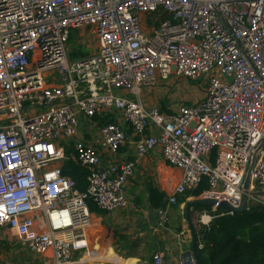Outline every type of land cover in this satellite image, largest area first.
<instances>
[{"label": "built area", "instance_id": "2783aa9c", "mask_svg": "<svg viewBox=\"0 0 264 264\" xmlns=\"http://www.w3.org/2000/svg\"><path fill=\"white\" fill-rule=\"evenodd\" d=\"M84 29L97 50L72 60L70 40ZM173 77L204 78V98L168 113L143 102L144 87ZM113 115L138 136L135 159L119 165L113 155L126 132L100 120ZM263 142L264 0H0V228L39 264L97 256L90 202L102 211L127 206V181L155 147L182 170L158 211L163 226L168 207L205 180L203 199L239 208ZM72 143L89 171L84 192L59 165ZM249 204L264 205V146ZM217 212L233 215L213 207L199 224ZM150 264H165L163 252ZM181 264L197 261L189 254Z\"/></svg>", "mask_w": 264, "mask_h": 264}, {"label": "crops", "instance_id": "0c3cea01", "mask_svg": "<svg viewBox=\"0 0 264 264\" xmlns=\"http://www.w3.org/2000/svg\"><path fill=\"white\" fill-rule=\"evenodd\" d=\"M150 27L151 22H145L147 32H150ZM192 82L193 80L184 77H173L167 82L160 83L154 87H144L143 89L149 88V91L155 88L158 93H161L160 89L163 86L177 85L181 88L178 91L179 95H182L188 101L180 105H192L205 96V90L195 88L191 84ZM141 99L148 106L156 107L158 105L157 108L163 113L172 112L176 107L170 106L166 97L164 101L160 99L162 103L157 100L153 101L148 94L147 96L145 95L144 99L142 97ZM113 119L122 125L128 138V141L121 147L118 154L113 155L114 164L119 165L135 159V141L138 136L122 117L113 115ZM71 148H74L73 143L67 151V158L59 162L62 167L75 151L74 149L73 152L69 153ZM181 179L182 170L170 165L164 159L162 149L159 146L150 150L141 158L136 164L135 174L127 181L125 187V194L128 200L127 206L113 211H102L100 209V211H92V224L89 230L104 228L109 232L108 237L113 236V238L109 239L104 245L95 243V247L90 246L97 256L88 260L86 264H150L157 251L163 252L165 264H181L183 257L189 254H193L195 257L191 225L186 218V206L193 203L189 208V214L191 219H193L192 223L197 233L203 225H200L199 222V225H196L195 219L199 218L204 212L210 213L207 210L194 208L196 204L194 202L203 200V198L192 194L195 189L187 191L185 195L179 197L178 204L168 207L163 226L160 225L161 218L158 214L159 209L167 208V199L174 193ZM151 189H158L165 194V204L159 209L151 205L149 191ZM251 205L253 204L248 205L247 210H249ZM152 211L155 214H152ZM152 215H154L153 219H151ZM17 241L18 238L13 231L7 228H0V248L4 247L5 249L2 251L9 255L10 258L12 256L15 257V253L24 249ZM198 244L200 248L203 247L201 242L198 241ZM17 245L20 249H17V247L10 249V247ZM25 249L28 248L25 247ZM1 252L0 264H16L3 259L4 255ZM36 262L34 261V263Z\"/></svg>", "mask_w": 264, "mask_h": 264}, {"label": "trees", "instance_id": "16d2710c", "mask_svg": "<svg viewBox=\"0 0 264 264\" xmlns=\"http://www.w3.org/2000/svg\"><path fill=\"white\" fill-rule=\"evenodd\" d=\"M72 40V38H71ZM88 53L75 50L70 51L72 60L88 57ZM102 123H113L110 117L101 119ZM71 148L69 153L73 152ZM75 152V151H74ZM69 157L62 167L63 174L75 182L76 188L84 192L87 188L88 169L81 165L77 159V152ZM209 189V183L205 180L197 189L192 191L193 195L201 196ZM150 202L157 209L165 203V194L158 189H151ZM92 211H100L94 202H90ZM194 208L212 211L209 204L196 203ZM220 211V210H219ZM190 212V211H189ZM208 226H202L197 231L198 254L200 264H264V205L253 204L244 213L233 215H219L217 212ZM196 232V230H195ZM108 231L104 228L89 230V244L95 247L104 245L112 239L108 237Z\"/></svg>", "mask_w": 264, "mask_h": 264}, {"label": "rangeland", "instance_id": "374dc122", "mask_svg": "<svg viewBox=\"0 0 264 264\" xmlns=\"http://www.w3.org/2000/svg\"><path fill=\"white\" fill-rule=\"evenodd\" d=\"M69 49H70V51H75V50L79 49L80 51H82L84 53H88V55H91V54L95 53V51L97 50L96 37L94 35H92L91 30L84 29L82 31H80V30L75 31L72 35V40H70ZM191 84L195 88H199L202 90H205V87H206L204 78H202L200 80H194ZM148 89L149 88L142 90L141 96L143 99L145 98V95L147 96V94H148V96L151 97L153 101L157 100L159 103H162V101H164L165 97H166L167 102L172 107L188 102L187 100H185V98L182 95H179L178 91H180L181 88H179V86H177V85L176 86L165 85L160 89L161 93H158L155 88H153L149 91H148ZM133 97H135V96H133ZM156 107H158V105ZM195 224L199 225L198 224V218L195 219ZM16 247H17V249H20V247L18 245L15 247H12V248L10 247V249H15ZM23 248L24 249L19 250L17 253L14 254L15 257L12 256L11 258L9 257V255H7L5 252L2 251L5 249L4 247L0 248V252L2 251L1 253L4 255L3 259H6V261L10 262V263L39 264V261L36 258V256L34 254H32L28 249H25V247H23ZM34 261H37V262L34 263Z\"/></svg>", "mask_w": 264, "mask_h": 264}, {"label": "water", "instance_id": "95a60500", "mask_svg": "<svg viewBox=\"0 0 264 264\" xmlns=\"http://www.w3.org/2000/svg\"><path fill=\"white\" fill-rule=\"evenodd\" d=\"M263 146H264V142L260 146V149ZM259 150L255 153V155H254V157H253V159L251 161V164L249 166V169H248V172H247V175H246V178H245L244 186H243L244 195H243V198H242V203H241L239 208H233L226 202L215 201V200H210V199H203V200H200V201H196L194 203H206V204H209V205H211L213 207H216L218 210H220L222 212L232 213V214L244 213L245 211H247V208H248V193H249V188H250V183H251V174H252V170L254 168V165L256 163V159H257ZM192 204L193 203L187 204V206H186V218L190 222V225H191V232H192V236H193L192 242H193V245H194V253H195L194 255H195L197 264H200V259H199V254H198L197 236H196V232H195V229H194V226H193V223H192V219H191L190 214H189V208L191 207ZM153 213L154 212L152 211V214ZM153 218H154V215L151 216V219H153Z\"/></svg>", "mask_w": 264, "mask_h": 264}]
</instances>
